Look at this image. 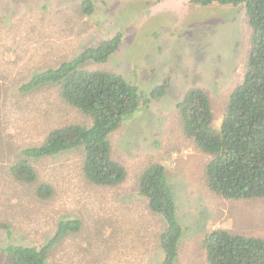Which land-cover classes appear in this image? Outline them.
Masks as SVG:
<instances>
[{"label": "rangeland", "instance_id": "374dc122", "mask_svg": "<svg viewBox=\"0 0 264 264\" xmlns=\"http://www.w3.org/2000/svg\"><path fill=\"white\" fill-rule=\"evenodd\" d=\"M83 1L0 0V69L6 70L0 77V264H9L7 243L43 244L61 218L73 217L77 202L83 206L75 215L90 218L86 229L57 243L48 264H161L163 222L135 189L140 168L151 161L165 166L183 228L173 264H208L202 239L212 228L264 239V199H229L208 190L207 156L182 137L176 107L188 89L201 86L218 124L246 57L250 29L243 7L194 11L187 0H91L87 15L79 7ZM120 31L121 43L107 61L85 65L118 73L148 94L147 106L109 137L113 157L127 169L126 180L110 187L90 184L81 175V153L68 150L36 159L35 182L15 181L9 166L22 149L39 144L57 125L88 124L54 90L20 94L18 84ZM161 84L164 93L151 97ZM41 183L51 186L50 198L36 196Z\"/></svg>", "mask_w": 264, "mask_h": 264}, {"label": "trees", "instance_id": "16d2710c", "mask_svg": "<svg viewBox=\"0 0 264 264\" xmlns=\"http://www.w3.org/2000/svg\"><path fill=\"white\" fill-rule=\"evenodd\" d=\"M157 1L160 0L147 2ZM187 5L194 11L199 7L241 5L250 35L241 76L227 95L218 124L208 91L194 86L176 105L181 135L207 156L203 168L209 191L229 199H264V0H187ZM79 7L87 15L92 12L91 0H84ZM121 37L122 32H117L96 46L87 47L73 59L62 60L54 67H43L30 75L27 82L18 84L20 94L39 88L54 90L58 93L56 96L63 99L62 103L82 112L88 124L57 125L46 132L39 144L22 149L20 158L9 166L15 181L35 182L36 159L68 150L81 153V175L90 184L110 187L126 180L127 169L113 157L109 137L125 120L147 106L148 94L140 92L118 73L85 65L107 61L117 51ZM5 72L0 69V77L3 78ZM164 91L165 84H161L149 95L156 98ZM168 180L164 164L151 161L140 168L135 188L143 197L146 209L163 222L164 229L159 234L161 264L174 263L183 234ZM35 193L39 199H48L52 196L51 186L41 183ZM87 202L90 203V197ZM134 203L129 206L135 208ZM82 206L77 202L73 217L61 218L53 236L41 245L7 243L3 252L9 264H48L52 248L68 234L85 228L84 222L90 220L88 216L75 215ZM99 234V239L104 240L101 231ZM79 245L85 247L87 243L80 239ZM202 248L208 264H264V239L260 236L212 228L202 239ZM101 253L105 258L106 251Z\"/></svg>", "mask_w": 264, "mask_h": 264}]
</instances>
